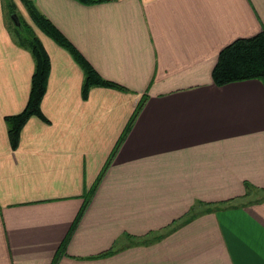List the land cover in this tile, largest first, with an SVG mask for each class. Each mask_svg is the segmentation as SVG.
Wrapping results in <instances>:
<instances>
[{
	"label": "crops",
	"instance_id": "1",
	"mask_svg": "<svg viewBox=\"0 0 264 264\" xmlns=\"http://www.w3.org/2000/svg\"><path fill=\"white\" fill-rule=\"evenodd\" d=\"M34 3L113 86L84 96L75 56L35 28L50 73L12 150L35 59L0 52V264H264V84L212 80L264 30V0Z\"/></svg>",
	"mask_w": 264,
	"mask_h": 264
},
{
	"label": "trees",
	"instance_id": "2",
	"mask_svg": "<svg viewBox=\"0 0 264 264\" xmlns=\"http://www.w3.org/2000/svg\"><path fill=\"white\" fill-rule=\"evenodd\" d=\"M83 1L92 2L99 0ZM34 11L36 13V15L33 14L34 19L29 16V20L35 28L42 31L55 43L62 45V47H69L67 40L64 39L51 23L36 9H34ZM32 39V48H30V51L32 49V55L35 59L36 66L30 79L28 100L21 114L6 117L8 139L12 150L17 149L20 131L27 118L34 115L36 112L39 113V104L47 84V82H45L47 69L49 68L47 56L39 40L36 37H32ZM70 53L80 62L85 73V82L83 86L84 96H86L90 87L102 83H110L101 79L74 49H70ZM247 79H256L264 84V30L251 38L237 39L226 46L219 53L212 73V80L215 85H223L229 82ZM108 85L113 86L112 83ZM225 204V202L220 203L222 207H224ZM80 217L81 215L79 214L75 220V224L79 221Z\"/></svg>",
	"mask_w": 264,
	"mask_h": 264
},
{
	"label": "rangeland",
	"instance_id": "3",
	"mask_svg": "<svg viewBox=\"0 0 264 264\" xmlns=\"http://www.w3.org/2000/svg\"><path fill=\"white\" fill-rule=\"evenodd\" d=\"M34 9H36L34 0H0V52L2 56L4 57L8 56V51H11L16 48H20V49L24 48L28 51L29 48H32V40H33L32 37H36L38 39L36 32L34 31L35 26L32 23L28 22L29 16L32 17V19H34L33 14L36 15ZM13 16H16L18 22H20L18 25L14 23ZM39 39H40V35H39ZM65 49L67 51H70V48L68 46H66ZM31 53H32V49H31ZM9 60H10L9 58L6 60V66L13 71L14 70L20 71L19 67L17 66L15 68L14 64H12ZM77 62L78 64H80L79 61ZM35 66L36 63L34 65V68ZM49 73L50 71L48 68L45 79V82L47 83H48ZM43 96L44 93L42 95V98ZM16 115H11V116H16ZM34 115L40 117V109H39V113L36 112ZM105 171L106 170L102 172L101 175L102 178L107 172ZM246 200L249 201L252 200V202H254L255 199L254 197H251L249 199L247 198Z\"/></svg>",
	"mask_w": 264,
	"mask_h": 264
},
{
	"label": "water",
	"instance_id": "4",
	"mask_svg": "<svg viewBox=\"0 0 264 264\" xmlns=\"http://www.w3.org/2000/svg\"><path fill=\"white\" fill-rule=\"evenodd\" d=\"M13 21H14V23H15L16 25H18V24H19V22H18V19H17V17H16V16H13Z\"/></svg>",
	"mask_w": 264,
	"mask_h": 264
}]
</instances>
